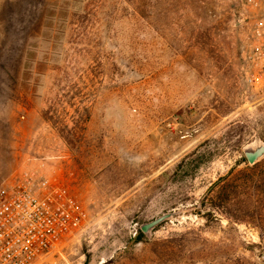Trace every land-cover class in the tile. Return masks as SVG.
Instances as JSON below:
<instances>
[{
	"label": "rangeland",
	"instance_id": "1",
	"mask_svg": "<svg viewBox=\"0 0 264 264\" xmlns=\"http://www.w3.org/2000/svg\"><path fill=\"white\" fill-rule=\"evenodd\" d=\"M252 28L244 0H0V188L44 162L87 212L34 264H264V196L206 199L264 144Z\"/></svg>",
	"mask_w": 264,
	"mask_h": 264
},
{
	"label": "built area",
	"instance_id": "2",
	"mask_svg": "<svg viewBox=\"0 0 264 264\" xmlns=\"http://www.w3.org/2000/svg\"><path fill=\"white\" fill-rule=\"evenodd\" d=\"M252 17L247 81L264 88V0H244ZM83 205L42 162L0 188V264H34L86 219Z\"/></svg>",
	"mask_w": 264,
	"mask_h": 264
},
{
	"label": "trees",
	"instance_id": "3",
	"mask_svg": "<svg viewBox=\"0 0 264 264\" xmlns=\"http://www.w3.org/2000/svg\"><path fill=\"white\" fill-rule=\"evenodd\" d=\"M246 166L243 168L242 174L245 176L241 180L224 181L220 178L210 187V194L206 197L213 206L224 209L226 213H230V205H236L242 197L245 199H254L256 202L264 196V158L253 164H250L244 156ZM259 176V177H258ZM257 177V178H256ZM218 186L219 190L216 191ZM264 207V200L261 203ZM213 212H210L212 214ZM144 231L140 229V233L136 237L139 241Z\"/></svg>",
	"mask_w": 264,
	"mask_h": 264
},
{
	"label": "water",
	"instance_id": "4",
	"mask_svg": "<svg viewBox=\"0 0 264 264\" xmlns=\"http://www.w3.org/2000/svg\"><path fill=\"white\" fill-rule=\"evenodd\" d=\"M244 154L248 160L249 163L253 164L257 162L263 155H264V144H260L256 146L255 148H246L244 150ZM173 213H165L155 219H153L150 222L144 223L141 228L143 231H148L151 227L155 226L159 222H161L163 219H165L168 216H171Z\"/></svg>",
	"mask_w": 264,
	"mask_h": 264
}]
</instances>
